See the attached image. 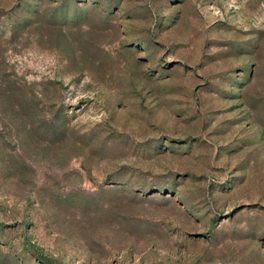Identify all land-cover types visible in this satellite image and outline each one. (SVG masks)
<instances>
[{
    "label": "rangeland",
    "instance_id": "rangeland-1",
    "mask_svg": "<svg viewBox=\"0 0 264 264\" xmlns=\"http://www.w3.org/2000/svg\"><path fill=\"white\" fill-rule=\"evenodd\" d=\"M0 264H264V0H0Z\"/></svg>",
    "mask_w": 264,
    "mask_h": 264
}]
</instances>
